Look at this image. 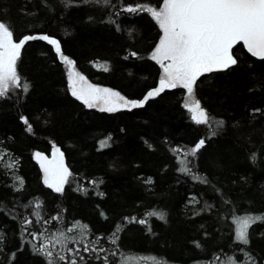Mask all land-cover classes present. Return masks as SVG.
<instances>
[{"label": "trees", "instance_id": "trees-1", "mask_svg": "<svg viewBox=\"0 0 264 264\" xmlns=\"http://www.w3.org/2000/svg\"><path fill=\"white\" fill-rule=\"evenodd\" d=\"M162 3L0 0V21L14 41L39 34L61 46L57 53L47 41H27L20 86L0 97V149L17 161L12 169L0 162V264H48L36 251L43 245L52 259L60 253L77 264H105L104 257L107 264H225L229 257L264 264V222L252 224L246 245L233 225L237 215L264 216V60L239 45L236 65L197 79L194 95L208 125L193 122L182 87L112 112L72 95L61 54L73 62L75 79L128 100L158 87L163 71L151 56L162 30L147 11L124 9ZM201 139L195 156H186ZM56 145L70 173L62 192L44 183L37 157H51ZM185 161L191 173L182 171ZM61 234L76 242L61 237L53 246L49 238Z\"/></svg>", "mask_w": 264, "mask_h": 264}, {"label": "snow or ice", "instance_id": "snow-or-ice-1", "mask_svg": "<svg viewBox=\"0 0 264 264\" xmlns=\"http://www.w3.org/2000/svg\"><path fill=\"white\" fill-rule=\"evenodd\" d=\"M87 2V0H86ZM109 2V0H105ZM130 13L138 11H147L156 21L162 30V36L158 46L152 53L151 58L155 60L163 69V75L159 81V87L149 91L143 100L128 101L118 92L111 89H102L89 84L83 76H78L71 83L72 95L82 100L89 108L97 106L98 103L105 105L101 111H117L120 107L138 108L142 107L149 98L159 95L165 88L182 87L187 90L188 100L185 107L192 114L191 119L195 124L208 125L210 118L206 110L202 109L200 102L194 96V84L204 73L217 70H225L236 65L237 60L232 54V48L238 42H243L247 51L254 57L264 60V0H163L159 9L144 6H128L124 9ZM44 40L55 47L57 53H61L60 43L47 35H26L14 41V32L11 26L0 21V97H5L14 87H19L21 78L17 71V63L20 58V52L27 41ZM135 55V53H133ZM61 59L72 66L73 62L61 54ZM167 61V63H165ZM105 71L108 69L105 67ZM25 91L27 85H24ZM25 124L28 121L24 120ZM222 125V121L216 122ZM31 126L29 125V128ZM214 134V133H213ZM205 141L201 139L185 155L195 156L196 152L204 145ZM37 157L44 161L46 158L37 153ZM182 171L191 173V169L186 166ZM44 168V183L53 188L56 192L63 191V185L67 182L70 175L68 169L60 161H48L42 163ZM17 179H20L17 177ZM23 181L21 179V187ZM19 190V189H17ZM103 215V214H102ZM148 215H158L164 219L162 213H149ZM55 219V218H53ZM257 221L264 222V216H252L245 214L234 218L236 224V239L242 244H248V228ZM140 223H146L141 220ZM29 223H31L29 221ZM79 235L82 234L86 226H80ZM73 232V228L67 229ZM36 237V233L32 234ZM43 235V234H41ZM115 236V233L113 234ZM61 236L50 237V243L55 246L61 243ZM0 235V242H2ZM70 239L76 242V236ZM115 243V239L112 241ZM67 247V244L64 245ZM199 247V244H197ZM36 251L43 254L48 264H58L65 262L67 264H77L75 258H67L60 253L55 254L48 250L47 245L37 248ZM69 252L73 250L68 248ZM85 252H96L95 248L89 249L84 246ZM100 251H103L101 248ZM79 253V249L76 250ZM100 257L97 256V259ZM251 260V257L247 258ZM84 257H80L83 262ZM107 264V257H104ZM225 264H238V262L229 257ZM247 264V261L245 262Z\"/></svg>", "mask_w": 264, "mask_h": 264}, {"label": "rangeland", "instance_id": "rangeland-1", "mask_svg": "<svg viewBox=\"0 0 264 264\" xmlns=\"http://www.w3.org/2000/svg\"><path fill=\"white\" fill-rule=\"evenodd\" d=\"M148 7H150V6H148ZM154 8V7H153ZM163 34V33H162ZM232 54H233V56H234V58H235V55H234V53H233V51H232ZM236 59V58H235ZM165 63H167V61H165ZM68 71H69V76H70V81H71V83H72V80L73 79H75L74 77H75V72H74V70H73V67L72 66H70V65H68ZM162 71H163V69H162ZM162 75H163V72H162ZM89 84H91V85H93V86H95V87H99V88H102V89H104V88H106V89H111V90H113V91H115V92H118L121 96H123L119 91H117V90H114V89H112V88H110V87H106V86H102V85H98V84H92V83H89ZM195 85V84H194ZM158 87H159V85H158ZM157 87V88H158ZM186 92H187V90H186ZM195 96V95H194ZM124 97V96H123ZM125 99H127L126 97H124ZM196 99V98H195ZM128 100V99H127ZM188 100V95H187V93H186V100H185V102ZM128 101H131V100H128ZM137 102H139V101H137ZM201 105V104H200ZM105 105H103L102 103H98L97 104V106H95V107H97V108H101V107H104ZM130 107V106H129ZM122 108H125V107H120L119 109H122ZM203 109V108H202ZM46 159L44 160V161H41L40 160V164H42V163H47L48 161H60V162H62L63 164H64V161H63V159H61V158H59V156H58V153H57V151H55L54 152V154L51 156V157H45ZM5 159H7V162H8V166L12 169L16 164H17V161L12 157V155H10V154H7V152H5L3 149H0V162H3ZM43 168V167H42ZM43 170H44V168H43ZM44 175H45V173H44ZM15 180H18V179H15ZM19 182H16L17 184H16V186H19L20 185V181L21 180H18ZM65 184V183H64ZM238 216H244V215H237L236 217H238ZM252 216H255V215H252ZM235 218V217H234ZM233 225L235 226L234 227V231H235V233H234V236H235V238H236V224L234 223V220H233ZM252 226V225H251ZM250 228L251 227H249L248 228V240H249V237H250V232H249V230H250Z\"/></svg>", "mask_w": 264, "mask_h": 264}, {"label": "water", "instance_id": "water-1", "mask_svg": "<svg viewBox=\"0 0 264 264\" xmlns=\"http://www.w3.org/2000/svg\"><path fill=\"white\" fill-rule=\"evenodd\" d=\"M34 35H36V36H40L39 34H34ZM26 44V43H25ZM239 45H243V42L241 41V42H238L237 44H235L234 46H233V48H232V51L237 47V46H239ZM243 47L245 48V50L247 51V48H246V46H244L243 45ZM22 50V49H21ZM248 52V51H247ZM249 53V52H248ZM250 54V53H249ZM251 55V54H250ZM252 56V55H251ZM254 57V56H253ZM255 58H257V59H260V58H258V57H255ZM53 151H57V153H58V156L59 157H64V153H63V151L61 150V147L60 146H58V145H56V146H54L53 147Z\"/></svg>", "mask_w": 264, "mask_h": 264}, {"label": "bare ground", "instance_id": "bare-ground-1", "mask_svg": "<svg viewBox=\"0 0 264 264\" xmlns=\"http://www.w3.org/2000/svg\"><path fill=\"white\" fill-rule=\"evenodd\" d=\"M237 258V257H236Z\"/></svg>", "mask_w": 264, "mask_h": 264}]
</instances>
